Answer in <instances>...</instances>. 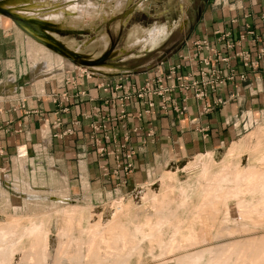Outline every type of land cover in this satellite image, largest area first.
Returning a JSON list of instances; mask_svg holds the SVG:
<instances>
[{
	"label": "crops",
	"instance_id": "obj_1",
	"mask_svg": "<svg viewBox=\"0 0 264 264\" xmlns=\"http://www.w3.org/2000/svg\"><path fill=\"white\" fill-rule=\"evenodd\" d=\"M99 1L34 0L70 11L92 9ZM177 2L182 11L173 21L177 41L166 51H151L159 56L155 65L110 79L79 75L71 62L47 71L38 62L40 71L33 72L41 54L31 48L38 44L0 17V175L10 173L16 163L22 167L37 161L58 184L79 178L84 190L92 185L100 192L118 183L117 177H109L112 172L121 176L130 164L126 188H137L169 165L217 153L248 124H264V0ZM166 11L145 16L155 20ZM201 42L208 49H196ZM205 59L224 82L199 101L179 86L181 80L198 77ZM172 68L178 69L170 75ZM146 85L161 89V95L118 100ZM147 103L153 106L148 109ZM121 109L124 117L118 120ZM98 148L108 155L101 158ZM130 149L133 155L126 159ZM102 168L110 175L101 176Z\"/></svg>",
	"mask_w": 264,
	"mask_h": 264
},
{
	"label": "rangeland",
	"instance_id": "obj_2",
	"mask_svg": "<svg viewBox=\"0 0 264 264\" xmlns=\"http://www.w3.org/2000/svg\"><path fill=\"white\" fill-rule=\"evenodd\" d=\"M167 1L168 0H155L153 1L154 4H152V2L138 4L137 0H122L121 7L116 10L113 15H110L108 12L115 5V2L101 0L99 2L93 3L92 9L85 10L87 13H85L83 15V18L80 19L81 22L79 20L76 21V23L79 22V24H76V27L69 28L68 26H66V24H63V26H59L56 24L53 25L52 28H50V31H47L48 36L54 41H56L58 44H60L66 51L73 52L82 57L81 59H79L81 63H79L74 58H72L73 60H69L67 57L58 54L54 50L48 47L45 48L37 43L38 46H34L35 48L32 46L31 52H35L34 54H36L37 52L38 54H41V56H39L33 62V64L37 65L36 61H41L46 58V61L49 65L58 69L74 64L73 67L78 69L79 75L83 74L85 77H88L89 75H98L99 77L105 79H110L125 73H130L139 68H147L153 66L155 65V63L158 62L159 56L155 54V52L151 51L158 49H160L162 52L166 51V49H170V46L177 41V38L173 36V34L176 32L173 31H176L178 26L173 25V21L175 20L177 22L180 19L182 11L180 9H177V0H170V5L167 4ZM165 7L167 9L166 16H156L157 18L155 20H151L148 18V16H145L150 13L155 17V15H157L158 13H163ZM104 13H107V15H104ZM164 27L168 28L165 35L155 41V43H153L147 49H141L140 44H135V42L133 41L134 36L137 37L139 34L145 31H148L153 28L156 30H160ZM133 32H137V34L134 33L132 37ZM70 62L72 63L71 65L69 64ZM98 67H106L110 69L108 70V73H101L98 71ZM259 132L264 133V124L250 123L246 126L243 131H241L240 135L237 138L231 139L228 143H225L222 149L219 150L217 153H208L196 155L194 157H188L185 160L179 161L173 165H169L167 168L160 171L155 178L148 181L145 185L139 186L137 188L134 187L131 189L126 188L128 175L131 172V168H125L126 165L122 169L121 176H119V174L115 171L112 172L110 175L108 170H106L105 168L100 169L101 176L104 177L110 175L109 177L112 180L113 178L117 177L119 181L117 184L110 187L109 190L106 189L104 191L96 192L93 191V188L95 187H93L92 185H90L91 190H84L79 178L73 180L70 179L69 184L66 182H63V184H58V182L53 176V173H49L48 171H46L47 169L45 167V172L42 171V169L39 168L40 165L37 161H35L32 165L30 164V166L27 164L26 166L23 163L22 167L19 165V163H16L15 168H13L12 171L10 170V173H1L0 175V226L3 228L7 223V229H9L11 232L15 230L12 235H14L15 232L17 234L19 233L18 235H20V230L26 227V225L30 221H33L32 223L40 225L41 228H43L47 234L46 252L48 258L46 264H51L57 252V243L59 242L57 241V239H60L58 231H60V229L62 228H67L65 227L66 221L65 218H63L62 214L64 210L63 208H65V210L68 212V210H71V207H74L78 210V212L71 213L73 214V224L72 226H70L71 229L69 228V232L66 233L70 236H66L65 234V237L60 239L62 244L64 243L63 241H65L64 238L66 237L81 238L83 241H85L87 233L90 232V230L88 231L86 229H91L90 227L95 225H100L101 227L105 226L106 222H108V220L111 219V217L118 212L119 213L116 218H118L119 221L122 220L123 222H121L123 224H138L140 226L143 225L144 227V221L147 220L146 218L148 217V215V220L152 221V217H150V215L152 214V202L150 198L151 195H161L160 193H162V188L160 186V180L164 178L165 174H171V180L168 181V179H165V186H177L181 184L184 187L188 188V205L187 207H185L186 209L180 208L176 210V216L174 215L173 217V220L175 221H172V218L170 219L171 224L172 222H178V227L180 228L179 235L173 238L174 241L172 240V243L175 244L173 245L176 247L178 246V248H175V250H179L180 247H185V245L187 244V247L190 245L189 249L191 251L193 245L190 242H188V244L186 241V243L183 244L184 242L182 241V239L180 240V238H184L186 237V235L188 236V234L192 231L194 236L198 237L200 236L199 232H201L200 228L201 230L203 229L206 244L212 245V247L210 246V249L214 248V250H216V248L219 249L221 247L219 244L223 245L221 242L222 239L219 238H223V236H225V233L223 231L224 227H227L230 230H235L237 226L245 227L246 230L243 229V232H246L245 234H248L249 236H246L247 238H244V236H242L243 238H239L238 241L246 240L248 238L250 239L251 237L255 240H258L259 238V240H263L264 222L263 224L258 223L264 221V219L259 218V220H257L254 217H251L240 221L238 211L235 208V202H229L227 205L228 220L226 219L225 223L223 222V217L225 213L223 212L225 211L223 207H219V211L217 212V214L214 215L216 217L212 216V213L211 211H208V208H205L206 210H200L199 212H197V214H200L199 216L201 218V221L197 218L198 215L195 214L196 210L193 209L201 203V197L198 196V194L200 193L198 192V189L195 184V178L199 173V165H197L198 162L210 161L208 162V165L210 167L211 173L217 172L221 164L225 162H229L230 164L239 166L240 168H245L247 166L264 168V161H260V156L264 155V138H260L258 140L257 133ZM235 142H241V147L233 156L230 157L227 154V150L231 147L232 143ZM189 165H192L191 169L187 168ZM43 166H45V163ZM76 180H78V184H76ZM167 182H170V184ZM99 188L101 189V187ZM114 190L116 191L114 192ZM117 191L120 193H118ZM175 195L176 194L171 197L176 199ZM176 202L177 201L175 200V202L173 201L171 203L172 209L176 205ZM118 209H120V211ZM200 212H203V215H201ZM205 212L208 218L210 219H208L207 216L204 214ZM207 212H210V214ZM143 219L145 220L143 221ZM78 220L80 223H77ZM195 220H198V222H195ZM249 220H257L260 222H248ZM9 221H12V225H10V228L13 229L8 228L9 224H11L9 223ZM199 221L200 223H202L201 225H199ZM213 221L215 223H213ZM220 221H222V223ZM18 222L19 225L17 224ZM209 222H212L211 226ZM13 223L17 225H14ZM150 223L152 222H149V224ZM251 223L252 225L255 224L257 226L254 225L253 227ZM220 224L221 226H223L221 227L222 231L219 230ZM76 225H79L81 229H84L85 234H81L78 229L80 227ZM196 225H198L199 227L202 225L203 226L199 228ZM217 225L219 227H217ZM16 226L18 227V230H16ZM189 227L190 231L188 232ZM236 229L238 230V232H241L240 234H234L235 237L237 236V234H244L242 233V230H240V228ZM247 229L250 231L247 232ZM9 230L7 231L10 232ZM216 231H218V233ZM214 232L215 234L217 233V235L219 234V238H217L216 236V240L213 239V236L215 235ZM17 234L14 236L10 235V238L9 234H7L8 236L6 237L11 243L8 241L7 243H4L3 241L2 243H0V246L3 248L4 244L5 246H7L8 243L12 244L13 238H18L14 239V242L17 243H15L16 246L14 245V242L12 244L14 245V256L12 257V260H10L12 263L9 264H16L20 258L24 260V263H27L28 260L26 259V255L29 254L25 252H27L29 248L33 245L29 238L27 239V237L25 236L21 238V236H18ZM171 234L172 231L170 227L169 229L162 228L161 237L164 241L171 239ZM216 242L217 244H215ZM140 244H144L143 246L140 245L143 248V257L141 259V262H138L135 258H131L128 264H163L167 262L163 259L164 256L156 259V255L160 254L157 249L153 250V258L156 257L153 260V258H150L148 254H146V242H142ZM187 247L181 249L188 250ZM69 250L70 249H68V251ZM20 254H24L22 255L24 257L22 258ZM171 254H176V251L174 252L173 250ZM166 256L167 255H165V257ZM207 257V255L204 257V261L207 260Z\"/></svg>",
	"mask_w": 264,
	"mask_h": 264
},
{
	"label": "bare ground",
	"instance_id": "obj_3",
	"mask_svg": "<svg viewBox=\"0 0 264 264\" xmlns=\"http://www.w3.org/2000/svg\"><path fill=\"white\" fill-rule=\"evenodd\" d=\"M64 1L66 2V0ZM33 2L34 0H1L0 8L8 11L9 13H11L12 15L16 17L24 19L27 22V25H20L19 26L20 28H18L16 25L14 26L17 27L26 36L34 40L36 43H38L39 45L45 48L48 47L54 50L55 52H57L58 54H61L62 56H64V54L62 53L69 55V51H66L60 44H58L56 41L51 39L48 36L47 31H50V28H52V26L56 24L59 26H63V24H66V26H68L69 28L76 27V24H79V22L76 23V21L78 20L80 21V19L83 18V15L87 13L85 9L82 8L81 6H79L74 11H70L64 8L61 10L51 9L49 7L51 2L50 3L49 2H42V3L34 2L33 3ZM115 2H116L115 5L108 12L110 15H113V13L121 7L119 0H115ZM104 15H107V13H104ZM0 17L2 16L0 15ZM167 29L168 28H165V27L160 30H156L154 28L150 29L148 31H145L139 34L137 37L134 36L133 41L135 42V44H138V45L140 44L141 49L143 50L147 49L149 46L155 43V41L162 38L165 35ZM134 33L137 34V32H133L132 37ZM38 62H40L42 66H45V69L46 68L50 69L51 65L47 63L46 58L41 61H36V64ZM33 65H34L33 72L35 73L39 72L40 71L39 65H35V64ZM97 69L101 73L103 72L108 73V70L110 68L98 67ZM262 132L257 133L258 140L260 138L262 139L264 138V133ZM240 147H241V142L232 143L231 147L227 150V154L230 157L233 156L239 150ZM260 158L261 160L260 159L259 160L263 162L264 155H261ZM208 162L210 161H206V162L200 161L197 164L199 165V173L197 174L195 178V184L198 189V192L200 193L198 194V196L201 197L200 198L201 203L199 202L200 204L198 203L199 205H197L196 208H193L196 210V211L194 210L196 212L195 214H197V212H199L200 210L202 211L203 209L208 208L209 209L208 211H211L212 216H214L219 211L218 210L219 207H223L225 209V211L223 212L225 213H224V217L223 216L222 217L224 220L223 222L225 223L226 219L228 218L227 217V205L229 202H235V208L238 211V216L240 217L238 218L240 219V221H242L243 219L251 218V217H254L257 220H259V218L264 219V168H261V167L256 168L254 166H247L245 168H240L239 166H235L233 164H230L229 162L227 163L225 162L221 164L217 172L211 173ZM191 167L192 165H189L187 168L191 169ZM162 179L160 180L161 181L160 186L162 188L161 190L162 193H160L161 195L156 196L152 194L150 197L151 202H152V214L150 213L151 214L150 217H152V221L148 220V217H149L148 215V217L146 218L147 220L143 219V221L145 220L144 227L143 225L140 226L138 224L137 225L135 224L129 225L127 223L123 224L122 220L121 222L118 220V218H116V216H118V213H119L118 212V213H115L111 217V219L108 220V222H106V225L104 224L105 226L101 227L100 225H95V226L90 227L92 230L86 229L88 231L90 230V232L87 233L86 235L87 237H85L86 238L85 241H83L81 238L66 237L64 238L65 241H63L64 243L62 244L60 239L65 237V234L69 232L68 230L70 226H72L73 224L72 222L73 214L71 213L78 212V210L74 207H71V210H68V212L65 210V208H63L64 210L62 214H63V218H65V221H66L65 227L67 228L65 229L62 228L60 229V231H58L60 239L59 238H58L59 240L57 239V241H59L57 243L58 244V247L56 250L57 252L55 254V257L53 256L54 260H52L51 264H128L131 258H135L138 262H141V259L143 257V248L140 246L142 245L140 243L142 242H146L147 244L146 254H148L150 258H153V250L155 249H157L160 252V254L156 255L157 258L154 256L156 259L164 256L163 259L166 260L167 262L163 264H171V263H174V264H264V239L259 240L260 239L259 238L258 240L257 239L255 240L250 236L251 237L250 239L248 238L246 240L238 241L239 238H241L242 236H244V238H247L249 236L248 234L247 235L245 234L246 232L245 233L243 232V229H245V227H241V226L240 227L237 226L236 228H240V230H242V233H244L245 235L237 234V236L235 237L234 234L236 233L240 234L241 231L238 232L236 228L235 230L231 228L233 230L232 231L227 227H224L223 229L225 233V236H223V238L218 237L219 235V234L217 235L218 231H216L217 232L216 234L214 232L215 235L213 236L214 237L213 239H215L217 236V238L222 239L221 242L223 244V245L219 244L221 247L217 246L220 248L219 249L216 248V250H214V248L210 249L212 245L206 244L203 229L201 230L200 228L203 225L200 227L196 225L200 228L201 232L197 230L200 236L195 237L192 231L191 233L188 234V236L186 235V237L180 238V240L182 239V241L184 242L183 244H185L186 242L187 243L190 242L193 245L192 250L190 251L189 249L190 245L187 247V244L185 245V247H187L188 250L186 249L182 250L185 248L183 245L182 246L184 248L180 247L179 250L178 249L175 250V248H178V246L177 247L174 246L175 244L172 242L174 241L173 238L179 235L180 228L178 227V222H175V223L172 222L171 224L170 219L172 218L171 220L175 221L173 220V217L176 214L175 211L180 208L187 207L188 188L184 187L181 184L177 186L176 185L165 186L166 182L164 181L165 179H168V181L171 180V174H165L164 178ZM167 183L170 184V182H167ZM193 184H194V181H193ZM174 194H176L175 195L176 199L171 197ZM175 200L177 202L175 203L176 205L172 209L171 203L173 201L175 202ZM118 210L120 211V209ZM200 213L201 215H203L202 214L203 212H200ZM207 213L210 214V212H207ZM204 214L206 215V212ZM199 215L198 217L197 216L196 217L200 220L201 218ZM12 220H15V219H12ZM257 220L256 221L249 220L248 222L250 221L254 223L260 222ZM196 221L198 222V220H195V222ZM214 221L213 223H215ZM11 222L12 221H9V223ZM32 222L30 221L26 225V227L20 230L21 231L20 235H18L19 233L17 234L15 232L18 236H21V238H23L24 236L27 237V239L29 238L33 244L31 246L32 249L30 247L28 250L31 252H28V251L25 252L29 254V255H26V259L29 262L26 260L27 263H24V260L20 258L16 264H46L47 263V258H48L47 252H46L47 234L44 231V229L41 228L40 225H37ZM78 222L79 220L77 221V223ZM149 222H152V223L149 224ZM220 222L222 223V221ZM263 222L264 221L258 224H261V223L263 224ZM211 223H210V226H211ZM13 224L19 225V222L17 224L15 223ZM96 224H99V223H96ZM201 224L202 223H200L199 225ZM6 225L8 224L6 223ZM10 225H12V223L9 224L8 228H10ZM254 225L252 226L254 227ZM76 226L80 227L79 225H76ZM219 226L217 225V227H219V230H221V227L223 226H221V224ZM169 227L171 228V231H172V234H171L172 236L170 235L171 239L164 241L163 238L161 237V230L162 228L169 229ZM3 228L0 226V243H2V241L4 243L5 242L7 243V241L10 242L6 236H8L7 234H9V238H10V235H12V233L15 230L11 232L9 229H7V227L5 229ZM6 229L9 230L11 233L8 232ZM10 229H13V228H10ZM78 229L81 234L83 233L85 234L84 229H81V227ZM188 229L187 230L189 232L190 227ZM16 230H18L17 226H16ZM249 231L250 230H248L247 232ZM15 233L14 235H16ZM67 235L68 234H66V236ZM14 239H18V238L16 237L13 238V242H14ZM15 243L16 242H14V245ZM218 243H219V240H218ZM12 244L8 243L7 246H5L4 244L3 248L0 246L1 247L0 248V264L12 263L10 261L12 260V257L14 256L13 255L14 245ZM215 244H217V242ZM68 249L70 250L68 251ZM173 250L174 252L176 251V254H171ZM165 255L167 256L165 257ZM206 255L208 257H207V260L204 261V257ZM23 257L24 256H22V258ZM155 258H153V260Z\"/></svg>",
	"mask_w": 264,
	"mask_h": 264
},
{
	"label": "built area",
	"instance_id": "obj_4",
	"mask_svg": "<svg viewBox=\"0 0 264 264\" xmlns=\"http://www.w3.org/2000/svg\"><path fill=\"white\" fill-rule=\"evenodd\" d=\"M195 48L208 49L205 42L195 44ZM202 65L203 68L200 69L197 78L190 79V81L188 82L181 80V84L179 86V88H181L182 90L186 92H190L193 95V98L199 101L206 99L210 93H215L224 82V77L222 76L221 72L217 68L210 66L209 59L202 60ZM252 65H256V63H252ZM176 69L178 68H172L169 74L173 75ZM230 79L231 78H229L228 80ZM151 95H157V96L161 95V89L154 91L148 88V86L146 85L144 87H140L139 89L133 91L132 93H128L122 96L121 98H118V100L121 103H124L126 101H130L134 99L142 100L143 98ZM218 104H220V101H218ZM152 106H153L152 103H147L148 109H150ZM182 110L180 111V113H182ZM203 111L204 112L207 111L206 105H204ZM123 117H124V112L121 109V111L118 113L117 119L120 120ZM98 153L100 157H104L105 155H108L102 148H98ZM132 155H133V151L130 149L129 152L126 154L125 158L130 159ZM125 168L130 169L131 165L126 164Z\"/></svg>",
	"mask_w": 264,
	"mask_h": 264
},
{
	"label": "water",
	"instance_id": "obj_5",
	"mask_svg": "<svg viewBox=\"0 0 264 264\" xmlns=\"http://www.w3.org/2000/svg\"><path fill=\"white\" fill-rule=\"evenodd\" d=\"M0 15L6 19H9L14 25H16L18 28H20V25H27V22L19 17H16L14 15H12L11 13H9L8 11L1 9L0 8ZM64 56H66L69 60H73L72 58L76 59L79 63H81L79 61V59H81L82 57H80L79 55L75 54V53H71L69 52V55H66L65 53Z\"/></svg>",
	"mask_w": 264,
	"mask_h": 264
}]
</instances>
